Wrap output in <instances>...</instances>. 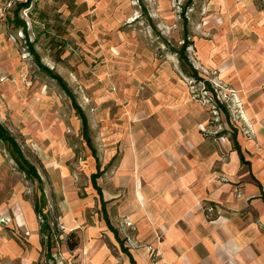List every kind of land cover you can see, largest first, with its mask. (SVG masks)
<instances>
[{"label": "crops", "instance_id": "obj_1", "mask_svg": "<svg viewBox=\"0 0 264 264\" xmlns=\"http://www.w3.org/2000/svg\"><path fill=\"white\" fill-rule=\"evenodd\" d=\"M83 1L93 0L76 4ZM4 28L1 24L0 69L6 74L16 60L3 42ZM221 30L226 45L217 55L233 54V62L220 76L233 72L246 92L238 98L243 104L231 100L238 101L234 121L241 129L230 120L226 99L215 96L216 118L206 94L205 103L192 99V90L219 88L220 78L210 76L216 49L205 40L189 61L201 79L197 85L180 81L173 62H159L133 36L114 34L110 52L116 59L108 67L123 70L114 79L117 91L109 94L116 111L92 109L91 120L71 92L86 118L90 144L59 85L73 113L48 124L40 100H32L24 116L17 112L24 94L8 81L0 83V99L21 123L34 162L1 119L0 124L37 174L28 177L10 149L7 155L0 148V264L43 263L46 240L37 215L49 223L52 209L53 223L64 233L58 249L73 264H264V74H259L264 61H253L264 56V35L253 42ZM187 31L186 23V39ZM119 52L123 60L115 66ZM228 122L233 128L226 135ZM205 204L214 208L209 215ZM69 233L76 239L73 250L64 243Z\"/></svg>", "mask_w": 264, "mask_h": 264}, {"label": "rangeland", "instance_id": "obj_2", "mask_svg": "<svg viewBox=\"0 0 264 264\" xmlns=\"http://www.w3.org/2000/svg\"><path fill=\"white\" fill-rule=\"evenodd\" d=\"M28 1L31 13L28 18L24 15L20 18L25 26L15 21L3 24V42L10 48L9 51H12L16 67L6 74L0 69V78L3 77L4 81L11 83L15 91L24 94L18 113L28 116L32 100H40L42 112L49 120L48 124L51 118L54 121L66 118L72 112L70 101L60 90L55 80L57 77L67 84L70 92L75 95L76 102L90 118L91 110L98 107L101 110L110 107V112L114 113L118 107L109 99V94L117 91L114 79L118 81L123 70L118 67L109 68L108 62L115 58L110 52L115 45L114 34L123 36L124 33L126 38L133 36L136 45L143 44L159 62H173V71L180 81L186 83L189 80L197 85L200 81L189 76L190 69L183 60L180 61L177 53L182 51L189 62L193 59L198 44L205 41L212 43L217 57L216 66L210 76L220 78L217 84L219 88L216 87V93L212 87H203L204 91L199 88L192 90V99L205 103L202 98L206 94V99H210L209 103L206 102L207 108L215 118L213 111L216 109L217 112L218 108L215 96L226 99L227 103L224 104L230 108V120L241 129L235 124L233 109L239 101V95L246 92L235 84L233 78L236 74L233 72L220 76L219 70L233 62V54L228 55L224 51L225 54L217 55L219 46L226 45V36L222 34L225 30L221 29L227 27L230 34L237 32L239 39L256 42L259 36L264 35V32L260 33L257 29L263 23L264 0H93L92 3L86 4L83 1L81 6L76 4L77 0ZM24 2L26 1L21 3ZM20 11L21 8L17 5L16 12ZM186 23V44L188 40H194L196 46L192 43L193 45L182 49ZM118 44L116 48L121 46ZM123 56L121 52L118 53L115 66H120L118 62L123 60ZM253 61H264V56L253 58ZM259 74L263 75L264 69H260ZM233 99L238 101L233 104ZM238 104L243 102L239 101ZM5 105L0 99V119L3 125L16 139L24 156L34 162L32 145L25 139L21 123L13 120L12 110ZM95 115L97 116V113ZM219 120L225 123L223 115H220ZM96 123L105 125V122ZM223 128L227 135L231 134L233 127L228 122ZM242 134L247 133L244 131ZM90 136L93 137V132ZM75 140L77 143L74 140L71 142L78 146V138ZM0 148L9 155L6 151L9 149L7 145L0 144ZM77 148L76 156L79 157L81 149ZM76 184L81 188V181ZM39 207L42 208L43 205ZM51 212L47 219L51 229L49 247L55 250L52 252L59 254V238L64 237V233L62 234L61 227L54 225L53 209ZM66 238L67 235L64 243ZM45 257L47 256L44 251L43 258Z\"/></svg>", "mask_w": 264, "mask_h": 264}, {"label": "trees", "instance_id": "obj_3", "mask_svg": "<svg viewBox=\"0 0 264 264\" xmlns=\"http://www.w3.org/2000/svg\"><path fill=\"white\" fill-rule=\"evenodd\" d=\"M29 3H30L29 1H26L25 3H20V4H18V7H19V9L20 8L22 9L24 7H27L29 5ZM17 13L18 12H16V17L14 19L15 23H17V24L22 23V25H24V22H22L18 18ZM30 13H31V11H30ZM182 45H183L182 49H185L187 45L189 46V42H188V44H186V37H185V40H184ZM179 52L180 53H177V54L179 56L180 61L183 60L185 62L186 67H188L190 69L189 76L193 80L201 81V79L197 75V72L192 68V66L188 62L187 57L182 53V51H179ZM55 80L58 83V85L60 86V88L70 98L73 109L76 111L77 115L80 117L85 140L88 144H90V140L88 138L87 121H86V118H85L83 112L81 111L79 106H77V104L75 103L74 97H73L72 93L70 92L69 88L67 87V85L64 83V81L60 77H57ZM0 141L5 143L9 147L11 155L13 156V158H14L17 166L19 167V169L22 172H24L28 177L37 178V174H36L34 167H32L30 164L27 163V161L24 159V157L21 153V150H20L18 144L16 143V141L14 140V138L9 134V132L6 130V128L4 126H2L1 124H0ZM36 211L39 212L38 209H36ZM38 215H42V214L38 213ZM44 219H45V223L42 225L41 230H42V234L46 240L45 254L47 257H49L50 256L49 245L51 243V229H50V227L46 221V218H44ZM66 245H67V248L69 250H73L76 247V239H75V235L73 233H69L67 235Z\"/></svg>", "mask_w": 264, "mask_h": 264}, {"label": "built area", "instance_id": "obj_4", "mask_svg": "<svg viewBox=\"0 0 264 264\" xmlns=\"http://www.w3.org/2000/svg\"><path fill=\"white\" fill-rule=\"evenodd\" d=\"M23 1L28 0H0V25L8 23L10 21H14L16 17V8L17 5L20 4ZM25 3V2H24ZM30 4V3H29ZM30 7L29 5L27 7H24L21 9L20 12L17 13L18 18L22 19L21 15H24V17L28 18L30 15ZM4 78H0V82H3ZM205 212L209 215L213 212L214 208L212 206L204 205ZM38 223L42 225L45 223V219L43 215L37 216ZM50 225V224H49ZM42 264H71V261L62 257L60 252H50L49 257L43 258Z\"/></svg>", "mask_w": 264, "mask_h": 264}]
</instances>
